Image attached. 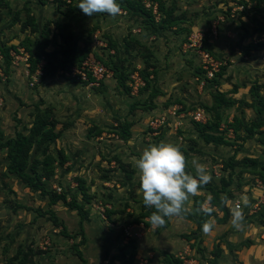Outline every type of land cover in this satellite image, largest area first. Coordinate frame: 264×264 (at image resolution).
Wrapping results in <instances>:
<instances>
[{
  "label": "rangeland",
  "instance_id": "1",
  "mask_svg": "<svg viewBox=\"0 0 264 264\" xmlns=\"http://www.w3.org/2000/svg\"><path fill=\"white\" fill-rule=\"evenodd\" d=\"M161 1L164 8L173 7V14L179 17L178 24L167 30H156V25H153V33L141 37L139 34L144 31L143 27L149 28L146 25L149 22L143 14L129 10L125 13L121 9L115 17L106 13L88 16L71 8L76 0L59 6L52 0L43 4L35 0H0V46H15L10 48L8 62L0 57V264H89V260H93V264H164L162 257L166 251L154 248L155 232L152 229L148 235L145 233L138 239V245L134 239L138 233V237L141 234V227H135L143 221L137 216L141 194L136 195L134 188H119L112 181L106 183L109 178L121 181L116 174L107 177L109 170L116 168L115 164L111 165L112 160L126 173L131 171L128 164L121 162L120 153L140 156L143 149L151 144L169 142L192 153H197V150L206 152L207 160L201 163H210V166L217 163L221 173L217 170L216 174H221L219 179L229 180L228 190L239 187L242 192L241 185L245 183H250V186L264 183L260 178L264 164V125L252 126L251 133L245 129L249 124L264 122V104L257 102L264 98V40L260 39L264 37V0ZM27 12L32 13L39 23L40 29L36 33L21 32L17 23L9 26L15 16L24 20ZM212 24H216L214 34L209 32ZM43 25H46L44 29L51 41L46 46L47 50H58L59 44H66L63 36L70 32L71 39H74L70 44L93 51L103 61L113 62L127 71L134 66V52L140 41L148 49L142 50L144 56H148L150 66L154 67L152 77L153 68L148 69L149 86L158 81V88L163 94H168L160 97L161 102L175 98L170 103L178 105L185 100L190 106L187 107V103L185 110L178 106L177 109L182 108L180 110L185 113L200 106L212 120L213 111L208 105L201 104L210 102L212 84L206 81L199 88L202 77L197 71L202 69L198 66V58L182 50L186 31L194 29L206 33L203 47L221 63L218 74L232 77L235 73V80L241 83L234 99L237 104L232 105L228 113L220 110V123L215 129V134L229 144L205 143L198 133L184 131L182 126L174 128L171 125L167 130L161 127L158 133L152 134L154 129L148 125V118L152 115L143 110L152 106L151 101L143 103L142 89L130 94L113 77L106 78L99 86L72 81L59 70L53 76L41 79L40 68L46 58L41 51L38 54L34 52L43 38ZM93 32L106 39H103L104 46L96 47L91 39ZM27 35L31 41L30 52L20 43ZM221 36L223 38L217 41V46L208 40H217ZM109 37L119 46L116 54L109 50ZM128 39L131 50L124 52V43ZM218 45L224 48V53ZM30 53L34 58L38 57L32 72L27 59ZM153 77L155 81L151 84ZM176 94L183 95L182 99L174 97ZM244 98L246 104L243 103ZM190 99L196 101L190 102ZM37 112L55 117L59 121L55 129L60 131L54 141L41 145L33 142L28 151L26 171L30 174L29 165L33 158H42L44 152L53 155L51 173L45 172L41 166L36 170L44 183L45 193L30 189L8 171L7 147L1 146L17 132L26 135ZM234 117L241 122L237 131L230 126ZM185 118L188 127V121L199 123L191 115ZM128 120L136 123L133 129L128 127L130 135L123 143L118 136ZM200 123L203 124L202 120ZM250 158H254L256 164H251ZM229 163H235L234 167L226 168L225 164ZM49 192L64 194L67 202L72 199L78 202L84 215L81 227L76 208L61 200L52 203ZM234 197L241 196L238 192ZM246 208L245 216L249 209ZM257 209L253 207L252 211ZM108 211L120 214L113 217L117 225L107 224ZM263 221L264 215L259 219V222ZM130 224L136 229L126 233ZM186 228L179 229H183L181 233H187L189 228ZM198 234L200 238L191 243L195 252L205 240L202 231ZM211 236H208L204 250L212 247V242L220 244L222 240L219 235ZM248 238L241 241L253 243ZM254 239L258 241L256 236ZM132 248L136 252L131 257ZM75 249L79 250L82 259L78 258ZM182 251L180 248L178 253L182 255L176 256L182 264H199L198 252H191L190 258Z\"/></svg>",
  "mask_w": 264,
  "mask_h": 264
},
{
  "label": "trees",
  "instance_id": "2",
  "mask_svg": "<svg viewBox=\"0 0 264 264\" xmlns=\"http://www.w3.org/2000/svg\"><path fill=\"white\" fill-rule=\"evenodd\" d=\"M36 2L43 4L46 0H35ZM53 3H56V5H64L66 3L71 2V0H52ZM78 2L79 0H76V3L74 6L71 8L75 11H80L82 12L79 7H78ZM146 2L149 3V5H146ZM118 3L120 4L121 9L125 11V13L129 10L131 13H140L143 14L149 24L147 23L149 27H153V25H156V30H167L172 27H174L176 24H178L179 17L177 15L173 14V7L170 8H164V5L161 0H118ZM153 5H156L155 12L153 11ZM19 24V30L21 32H24L25 30H28V33H36L39 31L40 26L37 20L34 18V15L32 13L27 12L26 17L24 20H20L15 16L14 19L11 20L9 26H12L14 24ZM46 28V25H43L42 29V40L39 44V48L35 50L34 53L38 54V51H41L40 53H43L45 59V62L41 65V79L51 77L53 76L56 71L59 70L60 73L62 71H67L69 70L72 66L78 65L86 56L92 55L99 61L103 62L108 68L112 69V77L117 80L118 85H121L125 88V91L130 93V87L127 84L128 76L129 73L134 70L135 65L133 68H130L128 71L120 68L118 65H114L113 62L109 61H103L101 58H98L93 51H90L86 48H78L76 44H70L71 41L74 39H71V33L68 32L69 34L63 36V43L66 44H59L58 45V50L52 49L47 50L46 46L51 43L50 38L48 37L47 31L44 29ZM155 29V28H154ZM190 31V30H189ZM189 31H186L184 35V40L188 34ZM211 32V29L209 30ZM94 33V32H93ZM92 33V34H93ZM206 33H204L203 37V43H204V38H205ZM92 36V35H91ZM102 38L101 36H99ZM91 39H93L91 37ZM106 40L105 38H102ZM207 39V35H206ZM183 40V41H184ZM137 41H139L137 39ZM124 43V52L128 50L131 47L129 44V39L125 41ZM20 43H22L25 48L30 52L29 46H30V39L29 36H25ZM108 45H109V50L112 49L115 54L118 52L119 46L116 43L115 40H112V38L109 37L108 39ZM137 48L136 51L134 52V58L138 57L141 59L143 63L142 68H138V71L140 75L142 76L145 86L139 88L144 89L147 85H149V67L150 66V61L148 60V56H144V53L142 50L148 51V49L142 45V43L139 41L137 42ZM96 47H101V46H96ZM10 48H15L13 44L9 46H0V56L1 58L3 57L6 62L9 61L10 59ZM60 57V58H58ZM28 61H29V71L32 72L35 70L36 64L38 62V57L34 58V56L30 53L28 56ZM220 69V68H219ZM221 71V69L219 70ZM152 72V70H151ZM197 74L202 77V71H197ZM218 72L215 73V75L212 78H203L206 81H212L215 82L217 80ZM70 78L72 81H76L75 78L66 76ZM198 79V78H197ZM200 79V80H202ZM199 80V81H200ZM81 84H85L86 82L84 81H77ZM103 83V82H102ZM101 83V84H102ZM100 84V85H101ZM236 86L234 85L232 88V91H235ZM252 85L249 88V91L251 93ZM261 98V97H260ZM238 101V100H237ZM261 101V102H260ZM235 101L234 99L230 97L225 96V92L221 91H216L212 94V104L209 106L210 110L213 111L214 118L212 120H207L205 123L200 124L194 122L193 125L195 129L200 133L202 140L205 143H215V144H221V143H226L229 144L224 138L218 134H215V129L220 123V110H222V107L230 106L233 104ZM258 103L264 104V98H261V100H257ZM243 103L246 104L245 100H243ZM257 103V104H258ZM208 108V109H209ZM59 123V121L55 117H49L48 115H44L43 112H37L34 116L33 124L28 130V133L21 134L20 132H17L14 137H8L1 146H6L7 147V152H6V157L8 159L7 163V169L10 173H14L23 183L25 186L29 187L32 190L39 191L42 193H45V188H44V183L42 180L39 178V175L36 174L37 166H41V168L45 172L51 173L52 171V160H53V155L51 153H43L42 158H33V160L30 162V170L32 171V174L26 171V167L28 164V151L30 149V146L32 145L33 142H37L39 145L43 143H49L54 141L58 136L60 131L55 129L56 124ZM264 125V122H257L256 124H249V126L245 127L248 133L252 132V126L254 125ZM130 122L127 121V126L121 130L119 133V138L126 140L129 138V126ZM231 128L233 131H237L239 127L241 126V122L237 117H234V120L232 123H230ZM163 130L166 129L165 127H162ZM180 147V146H179ZM183 152L187 155V150L185 148L180 147ZM254 158H250L249 160L251 161V164H256V160H253ZM237 163V162H235ZM235 163H229L225 164L226 168L231 167L233 168ZM261 173H260V178L261 180L264 181V164L261 166ZM126 172V171H125ZM126 175H130L129 173H126ZM220 180V187L218 189H213L211 186L207 185L205 188L209 192V196L214 197L212 199L211 204L215 207V211L210 217H213L217 222H224L229 216V208L228 205H221L220 204V196L221 195H227L229 198V201H231L234 198V195L232 191L229 189L228 190V185H229V180L228 182L223 179ZM139 185V181H138ZM208 196V197H209ZM193 199L192 202V207L195 208L198 206L200 202H202V196H196ZM58 200H61L63 203H66L70 207L76 208L77 214L79 215V226H82V219L84 218V215L82 214L80 205L78 202H76L75 199H72L70 202H67L66 196L64 194H57L55 192H49V201L52 203L57 202ZM218 212H221V216H218ZM152 211L154 209L147 208L143 205V200L140 204V211L138 213V217L140 219H143L144 217L149 218L151 215ZM113 211H108L109 213H112ZM110 216V215H109ZM210 217L203 216L201 214H191L187 216V219H190L193 221L196 225L195 230H191L189 233H181V237L190 240L191 238L194 239H199V234L201 231V225L202 222L206 219H209ZM142 222L144 225H148L149 222L148 220L139 221ZM194 236V237H192ZM191 237V238H190ZM218 242V241H216ZM215 243V242H214ZM78 246V245H77ZM135 248H132L130 255L131 257L134 256L135 254ZM135 251V252H134ZM202 251V252H200ZM221 251V248L218 243L213 244L212 249L210 250L211 257H206L204 254V248L199 245L198 253L200 259L206 260V264H214L215 259L219 256ZM75 252L78 256V258L82 259V255L79 252L78 249H75ZM163 262L164 264H182L181 260L177 258L174 254L169 253V252H164L163 253ZM201 264H205L201 262Z\"/></svg>",
  "mask_w": 264,
  "mask_h": 264
},
{
  "label": "crops",
  "instance_id": "3",
  "mask_svg": "<svg viewBox=\"0 0 264 264\" xmlns=\"http://www.w3.org/2000/svg\"><path fill=\"white\" fill-rule=\"evenodd\" d=\"M146 27L147 26L143 27L144 31H142V34H139V36L142 37V36L148 35L149 33H153V30H154L153 27H149V28H146ZM139 29L140 28H138L137 30H139ZM221 38H223V36H221L217 40L216 39L215 40L214 39H208V40L213 42L216 45L217 41L220 42ZM218 49L222 51V52L220 51L221 53H224V51H225L224 48H222L220 45H218ZM138 59H140V58H138V57H136V59L134 58V61H135L134 65L137 68H139V67H141V65H143L141 59H140V63H137ZM229 65H231V64H229ZM150 68H153L152 72H151V77H152L154 75V67L151 66ZM158 73H160V72L158 71ZM235 78L237 80L235 73H234V76H232V77L231 76L229 77V75H227V74L226 75L221 74V75H218L217 80L215 82L208 81L209 83L212 84V86H211L212 88L210 89V92H209L211 100L209 103L207 102V104L206 103L205 104L201 103V104L203 106H206V107H207V105L210 106L212 104V94L216 91L225 92L226 97L236 99V93L241 88V83L237 82L235 80ZM195 79H197V78H195ZM154 81H155V78L151 81V84ZM157 82H155V84L152 86L148 85L144 89H142L141 99H142L143 103L148 102V101L149 102L151 101V103H152V106H149V107H146L143 109L144 112H146V113L149 112L150 114L148 113V115H156V114L161 115V114H163L167 118L168 123L170 125H172L174 122H177L176 128L182 126L184 128V131L188 130V132H190L193 130L195 133H198V135L201 137L200 133L195 129L193 123L191 124L188 121L190 127H188L186 125L187 123H186L185 116L191 115V117H192V114L196 109L199 108V109H202L203 111H204V109L200 106H197L196 109H194L193 111H187L184 113V111L180 110L182 108H180V109H175V108H177V106H178V107H183L184 108L183 110H185L184 105H186L187 103L189 104V102H185V100H182V101L179 100L180 102L178 105H176L175 103H170L175 98H170L169 102H166V101L161 102L162 99L160 97H163V96L168 95V94H163L162 89L158 88L160 86H158V84H156ZM207 83H205V85ZM234 85L236 86V89H235V91H232V88ZM244 85H246V82L243 84V86ZM198 86H199V88H202L200 85H198ZM250 86H251V84H250ZM206 88H207V85H206ZM174 97H178L177 99H182L180 97H183V95L176 94ZM194 100L196 101V99H194ZM194 100L190 99V102H194ZM244 100L246 101L245 98H244ZM235 103L236 102H234L230 106L222 107L221 109H223L225 111V113L226 112L228 113V110L231 109L232 105H235ZM186 106L188 107V106H190V104L186 105ZM255 109L257 110V105L255 106ZM206 113L207 112L204 111L205 121L203 123H205L207 120L211 119L210 115L207 116ZM138 117H141V114H139ZM132 118H133V116H132ZM147 118L148 117H146V119ZM128 121H130V123H131L132 120H128ZM135 123L134 122L131 123L129 128L133 129V126L135 125ZM200 124H202V123H200ZM186 126L188 128L185 129ZM165 128L170 129L171 127L165 126ZM167 129H164V130H167ZM154 133L155 132L153 131L152 134H154ZM119 139L122 140L124 143L123 139H121V138H119ZM126 140H128V139H126ZM149 144H150V142H149ZM197 151H198L197 153L196 152L192 153L191 151L189 152L187 150V155L184 153L185 156L187 157L188 161H189V170L190 171H192L191 160L193 158L197 159L199 162H201V161L206 162V160H207L206 152H204L202 150H197ZM131 154H128L129 156L124 155L123 153L119 154V158L121 159V162L124 164H128V166L130 167V169H131V171L129 172L130 175L127 176L126 172L122 169V167L118 166V164L114 160H112V161H110L111 165L115 164L116 168L114 170H111V171L109 170V172H108L109 176H107V177H110V176H113L114 174H116V175H118L119 179H121V181L117 182L114 180V178L113 179L109 178L110 181H107L106 183L109 184V182L111 183V181H112L113 182L112 184L116 185L119 188H122V187H123V189L134 188L135 189L134 193L136 195H138L139 194L138 193V187H139L138 181L139 180H138V177L136 174V169L133 166V161L135 158H137L139 156L134 155V154L131 155ZM206 165H207V167H208V169H209V171L213 177L211 183H209L208 185L211 186L213 189H218L220 187V180H219L218 175H221V174H216V173H217V170H219V172H220L221 169L217 167V163H212L211 166H210V163H209V165L208 164H206ZM249 184L250 183H245V184L241 185L242 186L241 187L242 192L239 191V187H237L236 189L233 188V190H232L233 195L235 193L239 192L240 196L247 195L249 197V200H250V205L247 207L249 209L246 208L247 209V216H245V221H244L245 227H244L243 231L235 230L230 223V219H231V214H230V207L231 206L230 205H233V201L235 199L239 200V197H237V198L234 197L231 200L232 203H230L231 201H229V204H228L229 216L226 219V221L217 222L213 217L209 218L210 220H212L214 222V225H215L214 230L211 233L212 236L215 235L216 237H218L217 235H219L222 238V240L219 244L221 251H220L219 256L215 259L214 264H264V221H263V223L259 222L260 217L262 218V215H264V183H260V184L257 183L256 185L253 184L251 186ZM200 195L203 198L202 199V202H203V201L207 200V198L209 196V192L206 188H203L201 190ZM135 198H139V197L135 196ZM141 198H142V195H141ZM192 202H193V199L191 198V200L189 202L190 206H192ZM256 206L258 209L255 211H252L253 207H256ZM217 213H218L219 217L222 214L221 212H218V210H217ZM114 215H117V217H118L120 214L118 213V211H113L112 213H110V216L108 218H105L107 220V224L109 226L115 225V224L117 225V223H115L117 221L114 222V218H113ZM126 215H127V213L125 214V216ZM104 216L105 215H102V217H104ZM143 219L148 220L147 217H144ZM139 224L141 225L143 223L141 222ZM140 225L135 226L136 228L141 227L140 236L139 237L137 236L139 233L135 237L133 236L136 244L138 243V239L140 237H142L143 234L146 233L148 235L150 232V229H152V231L155 232V237L153 238L155 243H156L153 245L155 249L172 253L175 256L180 254V253H178L180 248H183L184 252L183 251L182 252L185 253L186 255H189V254L191 255L192 253L197 254V251L195 252V248H193V246L191 245V243L194 241V238H192L190 240H186V239L180 237V233L183 231V229H179V228L188 227L189 229L186 228V229H188V230H186L187 233H189L191 230H195L196 225L190 219H187V218L181 219V218L173 217L172 219L167 221V223L164 227L157 228V229H153L150 224L145 225L148 227H145L144 225H141V226ZM136 228H134L133 224H130L126 228V233H130V231L132 233V231ZM110 229H111V227H110ZM128 229H129V231H128ZM211 234H209V235L204 234L203 235L205 240L202 241V244L200 245L201 247L204 248L207 246L208 243L206 241H208ZM255 236L257 237L258 241H255V239H254ZM245 237H249L248 239H251V241L253 243H250V244L247 243L246 244L244 242V240L241 241ZM235 239L238 241L236 242ZM186 243L188 245H185ZM204 245H206V246H204ZM212 246H213V242H212ZM211 249H212V247L206 248V250H204V254L206 257H211V253H210ZM180 255H182V254H180ZM190 255L188 257L192 258ZM201 262L206 264L207 261L201 258V259H199L198 263L201 264ZM88 263L93 264L94 262H93V260H89Z\"/></svg>",
  "mask_w": 264,
  "mask_h": 264
},
{
  "label": "clouds",
  "instance_id": "4",
  "mask_svg": "<svg viewBox=\"0 0 264 264\" xmlns=\"http://www.w3.org/2000/svg\"><path fill=\"white\" fill-rule=\"evenodd\" d=\"M79 9L88 16L106 13L117 16L121 12L118 0H79ZM133 166L139 180L138 193L142 195L143 205L154 209L148 218L153 229L164 227L173 217L184 219L191 214L210 217L215 211L211 204L214 197L200 202L193 208L191 198L199 196L201 190L211 183L213 177L206 164L193 158L192 171L189 161L179 146L161 141L144 148L141 155L134 159ZM221 205H228V196L221 195ZM250 205L247 195H242L239 202L231 205L230 223L237 231L244 230V208ZM214 222L206 219L201 231L209 235L214 230Z\"/></svg>",
  "mask_w": 264,
  "mask_h": 264
},
{
  "label": "built area",
  "instance_id": "5",
  "mask_svg": "<svg viewBox=\"0 0 264 264\" xmlns=\"http://www.w3.org/2000/svg\"><path fill=\"white\" fill-rule=\"evenodd\" d=\"M146 5H149V3L146 2ZM155 8L156 5H153L154 12ZM211 31L213 34L216 33V24H212ZM97 33L94 32L92 34L95 45L104 46L105 44L103 39H101ZM203 37L204 32L201 30L191 29L185 40L182 42V50L187 54L193 53L198 58V66L202 69V77L209 79L212 78L217 71H219L221 63L208 50L204 49ZM260 39L264 40V37ZM110 51L112 52L113 50L111 49ZM13 55L14 53H11V56ZM24 59H26V56ZM62 74L75 78L76 81H84L87 85L99 86L106 78L112 77V70H110L103 62L99 61L94 56L89 55L86 56L78 65L72 66L67 71H62ZM204 82L205 79L200 80V86H202ZM127 84L130 87V94H136L139 91V88L144 86L145 82L140 75L138 68H135L129 73ZM192 118L195 121L200 122L202 120V122H204V111L199 108L196 109L192 114ZM148 125L154 129L155 134L161 130V127H171L167 118L163 114L150 116L148 118ZM172 125L176 128L177 122H174ZM237 202H239V200L235 199L233 204Z\"/></svg>",
  "mask_w": 264,
  "mask_h": 264
}]
</instances>
